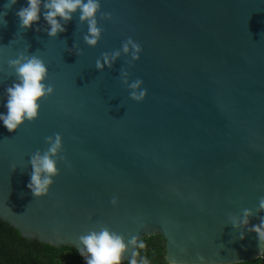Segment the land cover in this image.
Returning <instances> with one entry per match:
<instances>
[{"label": "water", "instance_id": "obj_1", "mask_svg": "<svg viewBox=\"0 0 264 264\" xmlns=\"http://www.w3.org/2000/svg\"><path fill=\"white\" fill-rule=\"evenodd\" d=\"M8 2L0 0V111L16 79L8 61L19 54L44 60L55 94L16 132L0 124V221L29 241L77 251L79 237L101 227L125 241L159 234L168 264L262 258L248 229L264 219V0H100L111 15L97 14L95 47L79 12L53 38L43 9L21 30L16 13L27 0ZM129 38L142 48L138 61L131 46L123 51ZM116 51L99 71L97 59ZM136 79L148 92L140 103L129 95ZM56 133L59 173L36 198L30 158Z\"/></svg>", "mask_w": 264, "mask_h": 264}, {"label": "clouds", "instance_id": "obj_2", "mask_svg": "<svg viewBox=\"0 0 264 264\" xmlns=\"http://www.w3.org/2000/svg\"><path fill=\"white\" fill-rule=\"evenodd\" d=\"M18 0H9L4 5L5 9L11 8ZM43 9V18L48 24L47 33L49 37H57L66 32L65 25L70 22L73 15L79 12L80 21L88 24V34L84 40L90 47H95L100 38L102 29L98 26L97 14L101 13L100 0H27V6L21 7L16 15L19 18L21 30H27L39 22ZM111 15L110 13H101ZM7 11L0 12V26L6 27ZM63 21V23H61ZM39 31V28L36 29ZM133 60L140 59L142 48L140 44L129 38L122 46L124 53H129ZM120 52L111 54L104 53L103 60L97 59L96 68L103 72L105 66L111 68ZM9 68L14 71L16 79L5 88V99L3 107L6 111H0V124L9 132H16L25 123H31L38 119L40 105L43 100L55 94V88L48 83L49 69L43 59L36 54H19L17 58L8 61ZM2 71V69H0ZM126 75V73H125ZM143 80L136 79L129 85L131 99L137 103L143 102L147 95V89L143 87ZM48 147L45 151H36L30 158L32 171L27 188L36 198L49 195L54 184V178L59 173L58 158L63 149V138L59 133L46 137ZM66 159V157H64ZM71 167V165H69ZM15 167L13 166V171ZM113 205L117 200L113 198ZM259 207L264 211V199L260 200ZM252 215L250 209H245L240 224L249 225V217ZM234 226H238L234 222ZM251 232L257 234L260 249L264 250V219L249 227ZM241 239H244L241 233ZM80 244L78 253L86 261V264H122L131 246L134 250L128 264H149L148 258L141 255V250L146 248V242L139 236L133 235L125 241V238L108 227L99 230H91L79 237ZM184 251V249H181ZM203 264V256L199 257ZM171 264H181L176 259Z\"/></svg>", "mask_w": 264, "mask_h": 264}, {"label": "trees", "instance_id": "obj_3", "mask_svg": "<svg viewBox=\"0 0 264 264\" xmlns=\"http://www.w3.org/2000/svg\"><path fill=\"white\" fill-rule=\"evenodd\" d=\"M146 248L141 255L149 264H168L165 260V240L161 235L143 238ZM0 264H86L74 247H52L38 241H29L7 223L0 221ZM128 264V261H122ZM237 264H264V256Z\"/></svg>", "mask_w": 264, "mask_h": 264}]
</instances>
